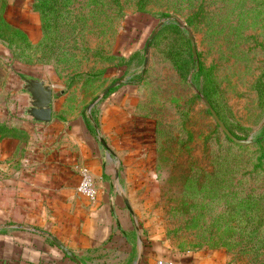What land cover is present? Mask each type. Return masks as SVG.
<instances>
[{"label": "rangeland", "instance_id": "374dc122", "mask_svg": "<svg viewBox=\"0 0 264 264\" xmlns=\"http://www.w3.org/2000/svg\"><path fill=\"white\" fill-rule=\"evenodd\" d=\"M50 1L0 0V20L24 35L0 38V76L14 84L7 98L20 92L17 70L40 74L57 95L70 94L71 111L87 113L114 80L108 69L137 72L134 111L154 132L153 165L137 191L141 218L173 252H197L208 264H264V140H256L264 0H53L47 10ZM171 20L191 31L221 120L249 145L219 128L200 97L205 84L178 75L166 50L183 49L182 35L159 32Z\"/></svg>", "mask_w": 264, "mask_h": 264}, {"label": "crops", "instance_id": "0c3cea01", "mask_svg": "<svg viewBox=\"0 0 264 264\" xmlns=\"http://www.w3.org/2000/svg\"><path fill=\"white\" fill-rule=\"evenodd\" d=\"M135 73L113 69L119 84L89 109L94 95L87 113L71 111L70 94L57 95L40 74L17 70L20 92L7 98L14 84L0 76V264H208L197 252L168 249L140 216L137 191L153 165L154 132L134 111ZM29 76L51 86L47 123L27 114ZM81 165L94 178V201L77 191Z\"/></svg>", "mask_w": 264, "mask_h": 264}, {"label": "trees", "instance_id": "16d2710c", "mask_svg": "<svg viewBox=\"0 0 264 264\" xmlns=\"http://www.w3.org/2000/svg\"><path fill=\"white\" fill-rule=\"evenodd\" d=\"M52 1L53 0H51L47 5H44L45 6L44 8L47 9V10L52 9L53 4H54ZM139 7L140 8H139V10L137 12L136 21H137V23H142L141 18H140L142 16V1L139 4ZM7 25L8 24H5V23H3L0 20V38L1 39L2 38H5V37L8 38L7 40H13V39H19V40H21V39H23V37H24L23 32L14 31L11 28H9L10 29L9 30L7 28ZM163 31H168L170 33L182 35L181 37H182V43H183L184 48L183 49H177V45H173V46L171 45L170 47H168V50H166L167 55L171 59L173 65H174L175 70L177 71L178 75L181 78L185 79V78H188L189 76H191L193 82H195L197 84L198 83H202L203 85L205 84L204 87L201 88V92H202L203 96L209 101V103L211 104L212 108L215 110V112L217 113L218 117L220 118L219 113H218V110H217V108L215 106V103H214V99L212 97V94L210 93V91L208 90V88L206 86L207 85L206 84L207 77H206V74H205V69H204V67L202 66V64L200 62L197 64L195 62V60L193 59V54H192V51H191L190 40L188 38V35L186 34L187 31L185 32L184 28L181 27L179 25V22H177L175 20H171V21L165 23L162 26V28H161V30L159 32H163ZM3 36H5V37H3ZM3 41H6V39H3ZM136 54H137V52H135L134 55H136ZM116 68H118V67H116ZM113 69H115V68L108 69V70H109V72H111ZM138 78H139V76L137 77L136 74H135L131 78H129L128 80L129 81L136 82V80ZM256 85H257V91H258L259 95L262 96V97H264V74H263V76H261L257 80V84ZM112 90H113V88L110 89L109 92H111ZM85 124H86V127H87V129L89 131L94 132L93 125L91 124V122H90L89 119H87L85 121ZM227 129L231 132V130L228 127H227ZM231 133L233 135H235L233 132H231ZM225 136L229 140H231L226 134H225ZM236 137L239 138L238 136H236ZM256 140H258V141L264 140V125L261 128L260 132L257 134ZM237 145H240V144H237ZM241 146H247V145H241Z\"/></svg>", "mask_w": 264, "mask_h": 264}, {"label": "water", "instance_id": "95a60500", "mask_svg": "<svg viewBox=\"0 0 264 264\" xmlns=\"http://www.w3.org/2000/svg\"><path fill=\"white\" fill-rule=\"evenodd\" d=\"M179 25L186 29L188 38L190 40L191 51H192L193 57H196L197 51H196V46H195L191 31L183 23L179 22ZM156 32H157V29L153 30L145 43V55H146L145 64L147 63V55L149 53V47H150L151 41L153 40ZM118 84H119V81H114L110 83L109 85H107L103 89V91L97 96V98L88 105V108L90 109L98 99L106 95L110 91V89L114 88ZM23 88L27 91L29 95V105L30 106L26 109L27 114L30 117H32L34 120L41 121L44 123L49 122L51 119V100H52L51 86L46 84L43 80L37 77L29 76L25 78V84L23 85ZM196 91L197 93H199L197 89ZM200 97L204 105L206 106V108L211 113V116L213 117L214 121L217 123V125L223 131V133H225L233 142L237 144L248 145L251 143L252 141L251 138L240 139V138H237L235 135H233L227 129V127L224 125L221 119L218 117L217 113L212 108L209 101L201 94H200ZM63 250L66 253H68V255H71L68 251H66L65 248H63Z\"/></svg>", "mask_w": 264, "mask_h": 264}, {"label": "built area", "instance_id": "2783aa9c", "mask_svg": "<svg viewBox=\"0 0 264 264\" xmlns=\"http://www.w3.org/2000/svg\"><path fill=\"white\" fill-rule=\"evenodd\" d=\"M78 175H79V182L77 185V191L90 199L91 201H94L96 198V185L94 182V178L89 170L88 167L86 166H79L77 168ZM155 264H183L174 260H164L160 259L157 260Z\"/></svg>", "mask_w": 264, "mask_h": 264}]
</instances>
